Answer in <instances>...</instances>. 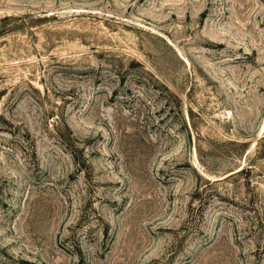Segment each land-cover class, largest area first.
I'll list each match as a JSON object with an SVG mask.
<instances>
[{"label": "rangeland", "instance_id": "1", "mask_svg": "<svg viewBox=\"0 0 264 264\" xmlns=\"http://www.w3.org/2000/svg\"><path fill=\"white\" fill-rule=\"evenodd\" d=\"M0 264H264V0H0Z\"/></svg>", "mask_w": 264, "mask_h": 264}]
</instances>
